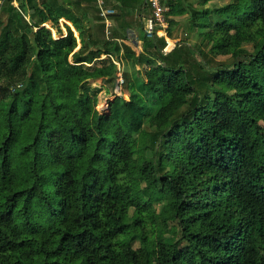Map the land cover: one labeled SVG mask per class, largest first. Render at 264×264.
Returning a JSON list of instances; mask_svg holds the SVG:
<instances>
[{
  "label": "trees",
  "instance_id": "obj_1",
  "mask_svg": "<svg viewBox=\"0 0 264 264\" xmlns=\"http://www.w3.org/2000/svg\"><path fill=\"white\" fill-rule=\"evenodd\" d=\"M217 1L165 0L213 69L151 12L0 0V264H264V0Z\"/></svg>",
  "mask_w": 264,
  "mask_h": 264
},
{
  "label": "rangeland",
  "instance_id": "obj_2",
  "mask_svg": "<svg viewBox=\"0 0 264 264\" xmlns=\"http://www.w3.org/2000/svg\"><path fill=\"white\" fill-rule=\"evenodd\" d=\"M230 0H223V1H220L219 3H214V4H211L212 7H222L224 6L226 3H228ZM204 21L211 27V29H213L215 27L216 24H214L213 22V18H211L210 15L206 14L204 17H203ZM187 20V18H186ZM62 24H64L65 22L62 21L61 22ZM179 25H176L173 26L172 28V32L175 33L176 38L179 39V40H176V41H172L170 42L171 48H175V46L178 44L179 41L181 40H185V42L188 44V45H191L192 47L195 46L196 48V54L199 56V50L203 51L205 54H208V48L206 46V44L203 42L200 41V38L198 36V32L196 29L195 30H192V29H189V24H190V21H181L180 23H178ZM53 34L56 36V32L53 31ZM76 36L78 37V34H76ZM201 42V43H200ZM185 43V44H186ZM173 44V45H172ZM200 60H203V63L206 64V66L208 68H217L221 65H224V64H231L232 63V59L229 57V56H221V57H213L211 56L210 54L207 55V57H201L199 56ZM118 78H119V75H118ZM93 85H101L102 84V81L99 80L98 82H92ZM113 94H116V88H113L110 90V93H107V91L104 89L102 91V93L99 95V104H98V110L101 112V113H108V109H107V104L109 101H112L114 99V95ZM126 99L128 96H124ZM142 139V138H141ZM143 140V139H142ZM153 218V214L151 215V220ZM150 230L151 233H154L155 234H168V233H171L173 231V229H170L169 227L165 228L164 229H157V227L155 226H151L148 228ZM157 229V230H156ZM157 231V232H156ZM161 231V232H160ZM151 233H149V235H151Z\"/></svg>",
  "mask_w": 264,
  "mask_h": 264
},
{
  "label": "built area",
  "instance_id": "obj_3",
  "mask_svg": "<svg viewBox=\"0 0 264 264\" xmlns=\"http://www.w3.org/2000/svg\"><path fill=\"white\" fill-rule=\"evenodd\" d=\"M147 6L150 8L151 16L146 21L147 36L151 37L154 30H157L158 35L168 36V21L166 14L169 12V8L165 3V0H147ZM97 7L100 12V17L103 19L105 24V36L107 39L110 38L111 29L113 27L112 17L115 15V10L111 8L106 0H97ZM164 52H170L169 47H166ZM118 66H120L118 64ZM124 84L122 74L119 73L118 87Z\"/></svg>",
  "mask_w": 264,
  "mask_h": 264
},
{
  "label": "crops",
  "instance_id": "obj_4",
  "mask_svg": "<svg viewBox=\"0 0 264 264\" xmlns=\"http://www.w3.org/2000/svg\"><path fill=\"white\" fill-rule=\"evenodd\" d=\"M214 3H219V1L213 2L211 4H214ZM211 4H210L209 7H212ZM108 5L111 8H113L116 13L122 12V13H125V14H131V15L137 16L138 14L144 15L147 12H150V8L147 6V0H123V1L122 0H109ZM186 18L188 20L187 16L174 18V20L177 23L176 25H179L178 23H180L183 20L187 21ZM65 23L67 25H69L70 27H72L71 23H69V22H65ZM143 24H144V20H143ZM176 25H174V26L176 27ZM137 26H138V20L135 17L134 21H132V27L133 28L131 30L138 34ZM73 30L75 31L74 28H73ZM176 36L177 35H175V33H173V39H170V38H168V36H166V40H167L166 42L168 43V47H169L170 51L173 50V48H171L173 46H171L170 42H172V41L174 42L176 40H179V39L176 38ZM137 39H138V37H137Z\"/></svg>",
  "mask_w": 264,
  "mask_h": 264
},
{
  "label": "water",
  "instance_id": "obj_5",
  "mask_svg": "<svg viewBox=\"0 0 264 264\" xmlns=\"http://www.w3.org/2000/svg\"><path fill=\"white\" fill-rule=\"evenodd\" d=\"M128 34H129V38L132 40V43H134L135 45H138V41H137L138 34L132 30H129ZM116 95L118 96L122 95L121 89L118 86L116 87ZM107 109H109V104H107Z\"/></svg>",
  "mask_w": 264,
  "mask_h": 264
}]
</instances>
